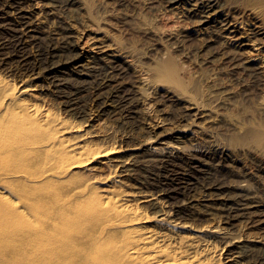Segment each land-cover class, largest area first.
Wrapping results in <instances>:
<instances>
[{
  "label": "bare ground",
  "instance_id": "bare-ground-1",
  "mask_svg": "<svg viewBox=\"0 0 264 264\" xmlns=\"http://www.w3.org/2000/svg\"><path fill=\"white\" fill-rule=\"evenodd\" d=\"M163 2L166 7L161 9ZM27 5L31 6L30 0H13L19 20L8 58L14 60L15 69L23 76L21 86L0 75V264H246L243 258L249 257L252 242L257 253L251 263L264 264V237L243 240L244 251H235L238 236L218 225L206 224L200 215L192 219L201 224L197 227L184 222L190 215L171 206L163 185L155 192L122 186V176L131 170L133 160L121 156L124 150L114 137L110 146H103L95 142L101 134L83 130L84 123L70 121L47 107L20 99L22 94L34 90L33 85L27 84L32 75L44 73L56 80L63 62L62 54L37 44V26L26 10ZM134 6L161 11L162 16L144 18L152 29L169 24L163 10L175 14V10L183 8L184 30L197 20L205 30L216 28L217 38H233L242 43L249 35L245 26L253 24L252 35H262L263 40L252 46L248 62H253L254 76L264 75V0H137ZM259 20L261 23L257 24ZM70 31L68 43L72 45L76 36ZM33 40L38 45L36 51L29 50V41ZM176 66L168 59L160 68L166 72L161 73L163 78L181 84ZM141 105L148 104L144 101ZM159 141L164 147L156 146ZM263 144L264 136L252 131L235 139L228 148L218 144L201 151L195 144L188 148L194 158L215 153L216 159H225L231 168L237 152L259 151V175L245 165L237 166L239 171H228L229 182L225 186L231 196L228 214L245 219L250 226L253 215L264 212ZM185 150L181 144L149 138L129 151L146 152L152 161L166 162ZM97 159H101L107 175L102 176L100 168L93 166ZM82 170L88 176L77 180ZM148 208L153 211L152 216L145 212ZM219 239L226 242V250L218 249L215 241Z\"/></svg>",
  "mask_w": 264,
  "mask_h": 264
},
{
  "label": "rangeland",
  "instance_id": "rangeland-1",
  "mask_svg": "<svg viewBox=\"0 0 264 264\" xmlns=\"http://www.w3.org/2000/svg\"><path fill=\"white\" fill-rule=\"evenodd\" d=\"M30 1L31 6L27 5L26 10L37 26V44L62 54L63 62L56 80L44 73L32 75L27 84L33 85L34 90L22 94L20 99L47 107L70 121L84 123L83 130L101 134L95 142L103 146H110L114 137L118 147L124 150L121 156L133 160L131 172L122 176V186L155 192L163 185L171 206L180 207L190 215L184 222L197 227L201 224L192 219L200 215L206 224L218 225L238 236L235 251H244L243 240L264 237V212L253 215L251 226L245 219H235L228 214L231 196L225 191L229 182L227 174L239 171L242 165L259 175V151L237 152L234 169L225 159H216L215 153L210 158H200V155L194 158L188 151L194 144L200 148L198 151L214 145L228 148L245 132L264 136V75L254 76L253 62H248L249 51L257 42H262L263 36L252 35L253 24L245 26L249 35L240 39L242 43L233 38H217L216 28L205 30L197 20L184 30L183 8L175 10V14L163 10L169 24L152 29L144 18L162 16L161 11L135 7L137 0ZM0 6L3 7H0V75L20 87L23 76L15 69L14 60L8 59L19 18L13 0H0ZM164 7L163 2L160 8ZM68 31L76 36L72 45L68 43ZM34 40L29 41L31 51L38 49ZM168 59L177 65L181 84L163 78L161 72L166 70L160 68ZM144 101L148 104L145 107L141 105ZM149 138L181 144L186 150L166 162L152 161L146 152L129 151ZM156 146L164 147V144L159 141ZM100 160L93 166L100 168L101 175L105 176L108 171L102 170ZM83 172L77 180L88 176ZM145 212L153 215L149 208ZM215 244L218 249H227L223 240H216ZM253 245V242L249 245V257L243 258L246 264H253L257 253Z\"/></svg>",
  "mask_w": 264,
  "mask_h": 264
}]
</instances>
